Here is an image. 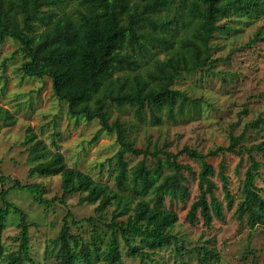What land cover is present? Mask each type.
<instances>
[{"label":"trees","instance_id":"trees-1","mask_svg":"<svg viewBox=\"0 0 264 264\" xmlns=\"http://www.w3.org/2000/svg\"><path fill=\"white\" fill-rule=\"evenodd\" d=\"M262 17L264 0H0V44L9 37L20 42L28 58L22 66L24 74L50 77L55 95L67 102L70 115L98 119L102 129L116 134L120 145L112 171L113 186L69 166L61 151L51 148L28 127L24 143L31 164L29 175H60L62 195L48 199L44 185H23L18 179L13 187L32 191L47 207L55 202L66 206L73 194L81 195V204H97L95 216L80 220L68 210L60 232L58 259L53 264H129L124 255L148 264L155 262L160 249L172 243L178 254L188 250L172 233L178 213L165 206L167 198L185 203L190 195L184 172H195L191 164L178 160L183 153L200 164L199 194L186 217L191 224H196L200 216L206 226H211L215 218H224L215 176L222 182L228 206H232L235 196L229 187L227 166L220 162L217 171L207 162L210 156L230 152L246 154L250 161L237 205L238 216L246 217L251 229L264 226V196L256 184L264 172V161L253 154L257 151L264 155V141L251 146L243 143L247 128L264 125V113L248 123L241 134H232L228 146L208 154L189 146L173 154L167 150L166 141L153 148L137 147L129 133L133 126L176 123L178 117L187 114V106L197 101L172 88L174 80L183 73L211 69L213 40L218 33L228 35L236 29L232 22L249 25ZM261 34L263 31L257 36ZM114 107L131 108L135 120L111 121ZM0 115L10 119L9 125L15 124L8 110L0 109ZM127 154L142 158L132 163ZM7 179L0 168L2 184ZM9 192L4 186L0 191V264H34L27 215L8 201ZM110 207L114 208L108 220ZM12 209L21 217L19 249L15 251L7 249L2 241ZM84 222L91 226L88 240L71 231V224ZM122 242L127 247L125 253ZM193 251L200 255L199 264H214L218 258L216 250L205 245L188 250Z\"/></svg>","mask_w":264,"mask_h":264},{"label":"rangeland","instance_id":"rangeland-1","mask_svg":"<svg viewBox=\"0 0 264 264\" xmlns=\"http://www.w3.org/2000/svg\"><path fill=\"white\" fill-rule=\"evenodd\" d=\"M71 4L68 5V8ZM231 33H218L213 40L211 69L193 73H183L174 80L172 88L186 92L195 102L188 105L189 112L178 121H164L162 125L141 124L133 126L129 133L136 140V146L153 148L163 145L167 150L179 153L185 146L197 149L203 154L220 146H228L231 135L241 134L246 125L264 113V17L249 25L245 22L231 23ZM259 31L263 34L257 36ZM160 56L165 52L160 49ZM28 60L22 51L20 42L7 38L0 44V109L8 110L15 119L0 115V168L8 179L2 187L9 188L8 201L27 215L30 230V250L34 264H53L57 261L61 246L60 232L68 210L80 220L95 216L97 204H81L80 194L67 198L66 206L55 202L47 207L38 202L32 191L13 187L14 180L23 185L42 184L45 197H61V176H30L31 164L27 160V145L24 143L28 127H32L40 138L51 148L61 151L69 166L90 174L95 180L114 186V166L120 150L116 134L102 129L98 119L87 120L69 114L66 101L59 99L53 90L50 77H31L24 74L23 63ZM111 121L133 122L135 117L129 107L112 108ZM264 141V125L260 128H247L243 143L251 146ZM260 161L264 155L253 152ZM132 163H137L142 156L126 155ZM181 163L192 165L194 174L184 172L190 195L185 203L165 201V206L174 209L179 216L172 233L179 238V245L188 250L201 245L215 249L218 255L214 264H264V226L251 229L246 217L240 219L237 205L242 199V184L247 167L248 155L226 152L219 156H210L207 162L217 171L220 162L227 166L230 190L235 196L231 207L225 199L222 182L214 177L218 185L217 196L225 207L223 219H214L211 226H206L200 216L196 224L187 220L190 205L199 194L198 174L200 164L185 153L178 158ZM256 184L264 196V172L258 176ZM2 201L0 199V207ZM114 207L107 212L110 220ZM126 216L119 218L125 219ZM20 213L12 209L7 216V227L2 241L7 249L15 251L20 243ZM102 229L107 230L105 226ZM71 231L80 233L85 240L90 237L91 226L85 222L71 224ZM123 253L127 247L122 242ZM184 250L178 254L176 244L160 249L155 255V262L148 264H199V253ZM182 255V256H180ZM125 262L141 264L140 259L124 255ZM184 262V263H183ZM101 264V263H97Z\"/></svg>","mask_w":264,"mask_h":264}]
</instances>
